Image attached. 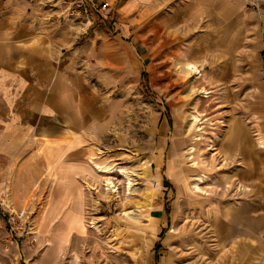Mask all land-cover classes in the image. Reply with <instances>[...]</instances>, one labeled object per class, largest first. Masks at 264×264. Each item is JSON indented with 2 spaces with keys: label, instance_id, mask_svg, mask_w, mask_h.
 <instances>
[{
  "label": "rangeland",
  "instance_id": "obj_1",
  "mask_svg": "<svg viewBox=\"0 0 264 264\" xmlns=\"http://www.w3.org/2000/svg\"><path fill=\"white\" fill-rule=\"evenodd\" d=\"M30 1L100 37L103 57L118 42L120 62L94 76L112 109L103 138L80 150L26 130L8 140L0 264H147L155 250L160 264H264V41L260 73L253 58L224 69L206 30L166 26L192 0H93L109 7L91 23L74 0Z\"/></svg>",
  "mask_w": 264,
  "mask_h": 264
},
{
  "label": "crops",
  "instance_id": "obj_2",
  "mask_svg": "<svg viewBox=\"0 0 264 264\" xmlns=\"http://www.w3.org/2000/svg\"><path fill=\"white\" fill-rule=\"evenodd\" d=\"M261 1L252 6L243 0H192L176 8L166 26L202 28L206 32L201 36L216 44L212 56L226 60L224 69L232 65L228 60L253 58L255 73H260ZM81 34L48 12L40 14L30 0H0V162L12 154L14 144L8 140L21 138L24 130L30 138L34 134L68 150L85 148L110 132L111 105L101 102L94 76L96 68L105 66L111 72L119 67V45L111 41L103 57L100 37ZM261 84L256 75L254 90ZM259 125L264 130V120ZM158 255L160 250L152 252L147 264H160Z\"/></svg>",
  "mask_w": 264,
  "mask_h": 264
},
{
  "label": "built area",
  "instance_id": "obj_3",
  "mask_svg": "<svg viewBox=\"0 0 264 264\" xmlns=\"http://www.w3.org/2000/svg\"><path fill=\"white\" fill-rule=\"evenodd\" d=\"M249 2L250 5L256 6L260 0H243ZM109 7V3L105 2L103 6L96 5L93 0H74L72 6V15L87 20L86 23L92 22L93 19H99L105 8ZM95 17V18H94Z\"/></svg>",
  "mask_w": 264,
  "mask_h": 264
},
{
  "label": "bare ground",
  "instance_id": "obj_4",
  "mask_svg": "<svg viewBox=\"0 0 264 264\" xmlns=\"http://www.w3.org/2000/svg\"><path fill=\"white\" fill-rule=\"evenodd\" d=\"M195 121V120H194ZM196 121H198V119H196ZM202 124V123H201ZM195 125V124H194ZM194 125H192V126H194ZM198 140V139H197ZM198 163L197 162H195L193 165H197ZM97 168L100 170V172H105V173H110V170H108V168L107 167H104V166H99V165H97ZM97 169V170H98ZM182 173V172H181ZM111 174V173H110ZM200 181H203V179H200ZM198 182H199V180H198ZM196 187L198 188V190H199V187H198V185H196ZM199 192V191H198ZM203 192V191H202Z\"/></svg>",
  "mask_w": 264,
  "mask_h": 264
}]
</instances>
